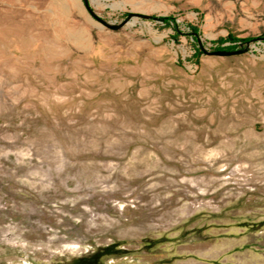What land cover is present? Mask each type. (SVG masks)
Masks as SVG:
<instances>
[{
  "label": "rangeland",
  "instance_id": "rangeland-1",
  "mask_svg": "<svg viewBox=\"0 0 264 264\" xmlns=\"http://www.w3.org/2000/svg\"><path fill=\"white\" fill-rule=\"evenodd\" d=\"M95 253L264 264V0H0V264Z\"/></svg>",
  "mask_w": 264,
  "mask_h": 264
},
{
  "label": "trees",
  "instance_id": "trees-1",
  "mask_svg": "<svg viewBox=\"0 0 264 264\" xmlns=\"http://www.w3.org/2000/svg\"><path fill=\"white\" fill-rule=\"evenodd\" d=\"M99 258H100V255L95 253V254L89 256L88 258H81L79 262L81 264H90V263L97 262L99 260Z\"/></svg>",
  "mask_w": 264,
  "mask_h": 264
},
{
  "label": "water",
  "instance_id": "water-1",
  "mask_svg": "<svg viewBox=\"0 0 264 264\" xmlns=\"http://www.w3.org/2000/svg\"><path fill=\"white\" fill-rule=\"evenodd\" d=\"M242 51H217L214 54L215 55H235L240 54Z\"/></svg>",
  "mask_w": 264,
  "mask_h": 264
}]
</instances>
